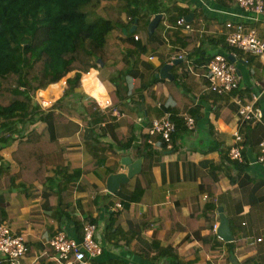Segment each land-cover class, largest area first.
Here are the masks:
<instances>
[{"label":"crops","instance_id":"crops-1","mask_svg":"<svg viewBox=\"0 0 264 264\" xmlns=\"http://www.w3.org/2000/svg\"><path fill=\"white\" fill-rule=\"evenodd\" d=\"M106 4L122 25L106 40L105 61L81 74L78 88L66 91L72 72L38 90L42 119L20 136L0 135L9 140L0 143V224L26 239L22 264H58L49 239L80 241L88 223L102 249L90 264H264V118L243 122L237 104L257 97L264 110V55L229 52L225 42L229 22L264 42V20L250 21L231 0H156V12L140 6L145 15L132 31L124 3ZM180 18L190 30L176 26ZM217 54L237 68L230 94L208 89L206 64ZM165 117L176 128L164 147L147 129ZM31 131L44 132L53 152L12 154ZM235 134L242 163L228 160ZM119 175L127 180L110 192L108 180ZM219 209L230 241L216 232Z\"/></svg>","mask_w":264,"mask_h":264},{"label":"trees","instance_id":"trees-1","mask_svg":"<svg viewBox=\"0 0 264 264\" xmlns=\"http://www.w3.org/2000/svg\"><path fill=\"white\" fill-rule=\"evenodd\" d=\"M104 1L124 3L130 23L144 17L145 13H140L144 12L142 4L151 11L156 2L0 0V135L20 136L22 129L42 119L34 100L38 90L58 83L72 72L66 91L78 88L81 74L95 69L98 61H105L106 40L122 22L110 4L101 7ZM228 51L234 50L228 47ZM256 106L260 107L258 103ZM43 133L29 132L12 154L53 152ZM8 141L0 136V143L6 145ZM145 142L146 138L141 139L142 144Z\"/></svg>","mask_w":264,"mask_h":264},{"label":"built area","instance_id":"built-area-1","mask_svg":"<svg viewBox=\"0 0 264 264\" xmlns=\"http://www.w3.org/2000/svg\"><path fill=\"white\" fill-rule=\"evenodd\" d=\"M249 18L250 21L258 22L264 20V0H231ZM176 26L190 30V25L184 18L176 21ZM227 33L225 42L233 50L243 54L260 57L264 55V42L259 38L253 28L246 27L242 22L226 23ZM133 39L137 41L138 36ZM182 59V56L178 57ZM232 58V57H231ZM206 79L209 83V90L218 95L230 94L239 87V77L234 62L229 55H214L206 64ZM258 98L255 97L252 103L241 104L238 101V114L241 120L247 122H261L263 120L262 110L256 106ZM188 129H193L194 121L190 117L183 118ZM175 124L167 117L154 120L147 129L149 136H157L166 146L170 145L171 135L175 131ZM235 144L228 152V160L242 163L241 151L243 149V138L239 134L234 135ZM150 146L155 142L147 140ZM261 156L258 162H264V143L260 144ZM119 207V205H117ZM95 226L85 224L82 228V239L80 241L67 238L64 234L58 233L49 239V247L55 254V261L58 264H90V260L101 255L102 249L94 240ZM257 241H260L258 239ZM28 253V246L23 235L12 233L9 228L0 224V255L4 258V264H22V260Z\"/></svg>","mask_w":264,"mask_h":264},{"label":"water","instance_id":"water-1","mask_svg":"<svg viewBox=\"0 0 264 264\" xmlns=\"http://www.w3.org/2000/svg\"><path fill=\"white\" fill-rule=\"evenodd\" d=\"M161 18H162L161 15H156L149 22L148 27H147V33H148L149 36H151L154 33V31L156 30L157 25L160 22ZM135 28H136V21H135V24L133 25V27L131 28V30L133 31ZM231 57L232 56H229V59L232 62H234L233 61V58H231ZM262 115L264 117V110H262ZM127 175H126V177H124V175L123 176L122 175H119V176H113V177H111L108 180V183H109V191L110 192H113L114 191V186L116 184L123 183L125 180H127ZM219 212H220V214H219L220 223H219V226H218L216 232L220 236V238H222L224 241H230L231 240V236H230V232H229V229H228L227 220L224 217V215L221 213V210L220 209H219Z\"/></svg>","mask_w":264,"mask_h":264},{"label":"clouds","instance_id":"clouds-1","mask_svg":"<svg viewBox=\"0 0 264 264\" xmlns=\"http://www.w3.org/2000/svg\"><path fill=\"white\" fill-rule=\"evenodd\" d=\"M66 78V77H65Z\"/></svg>","mask_w":264,"mask_h":264},{"label":"rangeland","instance_id":"rangeland-1","mask_svg":"<svg viewBox=\"0 0 264 264\" xmlns=\"http://www.w3.org/2000/svg\"><path fill=\"white\" fill-rule=\"evenodd\" d=\"M68 77V76H67Z\"/></svg>","mask_w":264,"mask_h":264}]
</instances>
